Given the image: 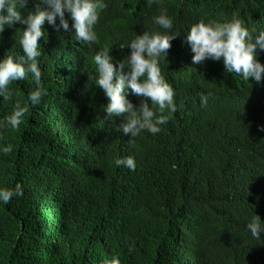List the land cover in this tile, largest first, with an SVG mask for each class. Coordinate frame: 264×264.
Masks as SVG:
<instances>
[{
  "label": "trees",
  "instance_id": "16d2710c",
  "mask_svg": "<svg viewBox=\"0 0 264 264\" xmlns=\"http://www.w3.org/2000/svg\"><path fill=\"white\" fill-rule=\"evenodd\" d=\"M233 1L160 0L148 6L145 0H106L98 33L110 20L124 31L145 25L159 30L150 21L158 7L180 33L202 19L198 5L222 15ZM236 15L248 26L249 13ZM23 27L5 26L0 58L20 52L15 40ZM43 27L47 38L40 40L38 63L46 95L29 106L18 129L0 128V146L11 148L0 155V187L23 188L21 197L0 204V264H94L112 255L124 264H264V233L254 240L245 228L251 211L264 222V158L245 151L264 125V83L251 87L229 75L226 92L203 91L204 107L193 92L161 126L166 137L155 142L142 132L130 142L114 131L109 153L89 167L80 126L70 115L73 108L99 119L89 98L99 96L96 88L75 86L91 75L94 52L47 22ZM204 66L209 68L197 66L193 77L224 70L219 61ZM163 75L173 85L187 73L168 69ZM33 88L30 77L12 82L10 100H0V121L15 101L28 105ZM141 99L133 95L131 102L138 106ZM119 155L132 156L136 169H117ZM230 155L242 165L231 166Z\"/></svg>",
  "mask_w": 264,
  "mask_h": 264
},
{
  "label": "clouds",
  "instance_id": "9594fccd",
  "mask_svg": "<svg viewBox=\"0 0 264 264\" xmlns=\"http://www.w3.org/2000/svg\"><path fill=\"white\" fill-rule=\"evenodd\" d=\"M145 2L148 6L159 5L160 0ZM107 7L106 0H0V33L5 26L11 28L17 23L24 26L15 40L20 52L0 58V100H10L12 82L30 77L34 84L26 95L28 105L15 101L11 112L0 121V128L18 129L29 106L36 107L46 95L38 63L42 55L40 40L47 38L45 22L57 32L68 33L76 43L86 45L90 53L94 52L91 75L82 77L75 86L96 88L99 96L89 98L91 108H97L95 111L100 114L99 119L89 120L86 113L73 108L70 115L71 123L80 126L81 146L89 167L109 153L110 134L114 131L129 135L130 142L142 132L155 137H148L155 142L166 137L167 130L161 126L167 124L182 102H190L193 92L197 93L198 104L204 107L207 96L203 91L226 92L229 75L238 77L239 81H249L251 87L264 83V0H234L227 13L222 10L226 13L222 15L213 14L214 9L200 4L197 8L202 19L181 28L180 33L166 9L158 7V14L150 21L159 30H150L145 25V30L132 27L124 31L118 27V21L110 20L99 35L100 20ZM239 12L249 13L248 26L237 17ZM208 60L221 62L223 73L214 77H205L204 73L193 77L197 66L209 68L204 66ZM168 69L187 75L173 80L171 85L163 75ZM133 95L142 98L138 106L131 102ZM116 119L121 122L115 127L110 122ZM258 130L256 141L245 151L264 158V125ZM10 152V147L0 146V155ZM229 164L242 165L233 155ZM113 165L129 171L137 167L132 156L119 155ZM22 195L19 183L13 188L0 187V204L7 205ZM259 215V211H251L245 225L254 240H260L264 233V222ZM94 264L124 263L120 256L112 255Z\"/></svg>",
  "mask_w": 264,
  "mask_h": 264
}]
</instances>
